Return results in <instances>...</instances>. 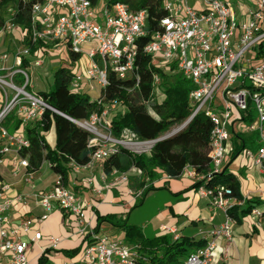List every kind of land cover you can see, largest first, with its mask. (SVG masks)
Returning a JSON list of instances; mask_svg holds the SVG:
<instances>
[{
  "label": "built area",
  "instance_id": "1",
  "mask_svg": "<svg viewBox=\"0 0 264 264\" xmlns=\"http://www.w3.org/2000/svg\"><path fill=\"white\" fill-rule=\"evenodd\" d=\"M23 1L31 2L28 33L31 42H40L41 47L66 48L79 58L84 57L85 64L74 71L69 89L87 95L101 105V111L91 113L88 118H69L91 136L87 144L92 148L89 160L85 164L71 161L74 170L92 171L96 163L117 154L119 148L134 154H149L155 142L164 136L140 140L133 131L123 127L119 137H115L108 117L112 111L122 114L125 104L116 99L104 101L101 96L109 84L110 73L118 79L134 77L138 80L136 58L140 53L149 56L155 66L173 67L170 71H176L192 84L188 94L190 114L172 130L177 131L198 114H203L211 123L209 170L199 173L192 166L185 165L180 175L199 182L220 172L230 149L232 132L255 135L256 150L245 148L240 154L263 166L264 58L254 62V49L264 39V0H255L244 20L235 18L227 0H193L196 7L189 4V0H163L166 13L157 19V26L151 31L147 28V11H133L124 3H106L99 7L90 0ZM13 15L11 7L0 26V40L15 31L20 40V45L13 52L11 65H7L8 53L0 55V166L6 155H12L11 175L21 176L25 183H32L34 170L28 156L23 155L31 146L27 127L39 122L45 110L58 111L45 101L40 92L31 90L30 77L20 67L22 58L31 52L23 44L26 31L13 22ZM147 36L149 39L143 42ZM41 64L40 59L33 61L35 67ZM159 82L160 77L154 74L152 93ZM16 122L18 126L11 130L10 126ZM130 174L144 184L132 189ZM94 182L93 175H90L87 184L95 194H101L114 184H123L128 186L134 198H139L156 181H150L140 168L132 166L124 171L112 168L108 174L100 175V185L95 186ZM8 189L9 184L0 179V255L7 257L9 264H28L29 243L21 235L35 220H44L55 207L74 217L77 225L75 234L85 236L90 232L77 260L59 264H139V259H142L138 245L129 244L123 237L108 232H93L83 219L81 197L65 185L61 173H55L51 188L33 194L45 213L13 226L8 225L7 213L15 201H23L26 196H5ZM197 193L208 199L213 211L223 212V221L207 232L204 236L206 244L188 254L182 264H218V253L226 256L232 240L234 218L230 210L242 204L243 199L230 196V189L221 184L211 187L201 184ZM251 212L256 217L261 216L258 209ZM161 228L172 234L174 239L179 238L175 228ZM35 238H40V232H35ZM223 238L227 246L219 247L218 241ZM52 242L56 240L52 239Z\"/></svg>",
  "mask_w": 264,
  "mask_h": 264
},
{
  "label": "trees",
  "instance_id": "2",
  "mask_svg": "<svg viewBox=\"0 0 264 264\" xmlns=\"http://www.w3.org/2000/svg\"><path fill=\"white\" fill-rule=\"evenodd\" d=\"M90 1L95 5L98 0ZM30 3V1L24 2L23 0H0V26L4 22V10L10 4L14 9L13 22L22 26L27 34L23 44L32 52L37 51L41 47V43H32L28 37ZM106 3H124L133 11L145 9L149 31L156 28L157 19L166 13L163 9V0H106ZM148 39L149 36L142 41ZM255 49L254 62H258L264 58V39L258 43ZM68 53L71 62L79 58L75 53L70 51ZM136 65L138 80L134 77L122 80L110 73L109 84L102 91L101 96L104 101L116 99L125 104V111L122 114H116L110 122L115 137H119L122 128L127 127L140 140H152L165 135L171 128L179 125L188 117L191 110L188 94L192 84L189 79L179 73H165L156 67L147 55L140 53L136 58ZM26 66L27 59L23 57L20 67L25 69ZM171 69L173 67H170L169 70ZM74 73L67 65H58L53 72L52 87L47 92H40L45 101L58 112L45 110L39 122L32 127H27L31 146L23 152V155L28 156L33 170H36L42 161L46 160L55 173H61L64 176L67 174L65 164L68 161L85 164L89 160L92 151V148L87 146L91 137L90 133L69 118L75 120L88 118L91 113L101 111V105L96 100H91L87 95L75 93L69 89V82ZM154 74H157L163 82L165 97L160 103L151 99ZM247 120H250V117ZM17 126L16 122L12 127L10 126V129ZM51 127L54 132L53 147L46 144L42 135ZM210 131L209 120L203 114H198L173 134L156 141L149 154H134L124 148H119L117 154L111 155L103 161V172L108 174L112 168L124 171L134 166L140 168L144 177L150 181L163 180V185H165L166 179L178 178L185 165L192 166L199 173H206L210 168L208 156ZM230 141L232 145L231 158L240 154L245 148L253 151L257 148L256 137L253 133L232 132ZM262 164L264 166V159ZM130 180L133 181L132 178ZM135 183L136 189L144 184L143 181H135ZM201 184L207 187L224 185L230 189V196L242 199L238 192L237 182L224 168L220 172L212 174L209 180L194 182L193 186L198 187ZM155 188L156 185H149L140 197ZM250 211L251 206L242 208L235 206L230 210V214L237 222H240ZM103 221L119 228L125 242L139 246L142 258L139 259V264H182L188 254L197 251L206 244L204 239L194 240L184 236L174 239L170 233L147 237L139 226L127 223L126 217L120 220L116 214L105 216L97 214L95 230H98ZM84 245L85 239L80 247L67 251L66 256L73 259L78 258ZM44 262L43 257L40 256L38 264Z\"/></svg>",
  "mask_w": 264,
  "mask_h": 264
},
{
  "label": "crops",
  "instance_id": "3",
  "mask_svg": "<svg viewBox=\"0 0 264 264\" xmlns=\"http://www.w3.org/2000/svg\"><path fill=\"white\" fill-rule=\"evenodd\" d=\"M234 1L237 5L245 7L239 13L233 10L235 18L237 20L246 19L248 17L247 11L254 6L255 0ZM192 4L195 7L197 6L194 2ZM16 36H18L17 31L0 40V55L8 53L7 47L12 45ZM54 48L55 46L52 47V49ZM8 56L7 65H11L13 52L8 53ZM42 135L45 139L46 132ZM239 155L231 158L228 154L222 169H226L238 184V192L243 202L237 207L251 206V210L258 209L261 216L256 217L250 211L240 222L234 219V223L231 225L232 240L228 246L227 255L223 256L218 253V264H264V166L256 165L245 157H240L238 161L236 158ZM11 157L12 155H6L4 163L0 166V179L9 184V189L4 195L14 197L16 194H23L26 197L23 201H15L7 213L9 226L17 225L27 218L36 219L45 213L33 194L51 188L55 175L48 161L43 160L40 166L34 170L33 182L25 183L21 176L13 177L11 175ZM233 160L235 161V168L234 170H228L227 166L231 165ZM65 165L67 169V174L64 175L65 185L81 197L83 219L90 224L93 232L103 231L113 236L123 237L121 230L107 221L100 223L98 230H95V227L97 214L101 216L116 214L120 220L125 217L129 218L127 207L129 205L134 206L137 198H134L129 192L128 186L114 184L107 190H103L101 194H95L88 186L87 178L93 175L94 185H100V175L104 173L102 161L96 163L92 171H76L72 168L71 161H68ZM129 177L133 179L130 182V187L136 189L134 176L130 174ZM162 182L163 180L156 181L154 190L167 189L176 197V200H182V205L178 212L174 209L165 211V222L156 223L157 227L154 229V235L168 233L161 228L164 226L175 228L179 237H190L194 240L204 239L209 230L223 221V212L218 209L214 211L211 209L208 199L198 195L197 187L193 186L194 182L192 180L180 175L176 179H166L165 185ZM37 209H42V211L37 213ZM76 228L74 217L65 214L57 207L48 213L44 220H35L29 230L21 235L22 239L29 243L27 250L28 264H38L40 256L45 261L43 264H59L62 261L73 259L66 256L65 253L80 247L83 239L86 240L90 234V232L85 236L75 234ZM141 230L145 236H147V231H151L148 226H144ZM37 231L40 232L39 239L35 238V232ZM52 239H55L56 242H52ZM218 245L219 247H225L227 241L224 238L220 239ZM73 260H77V258ZM0 264H9L7 257L0 255Z\"/></svg>",
  "mask_w": 264,
  "mask_h": 264
},
{
  "label": "rangeland",
  "instance_id": "4",
  "mask_svg": "<svg viewBox=\"0 0 264 264\" xmlns=\"http://www.w3.org/2000/svg\"><path fill=\"white\" fill-rule=\"evenodd\" d=\"M227 1L231 4L233 10L238 13L244 10L245 8L243 6L237 5V3H235L234 0H227ZM193 2H194L193 0H189V4L192 5ZM105 4H106V0L97 1V5L99 7ZM11 7L12 6L10 4L6 7V9L4 10V17L7 16ZM263 29H264V26H263ZM19 45H20V40L18 36H16L12 45H9V47H7V52L8 53L14 52L15 49ZM52 47H53L52 45L42 46L37 51H32L30 55L26 57V59L28 60L27 62L28 67L25 68V71L30 77L31 90L34 92L49 91L53 83L54 69L58 65H61V64L67 65L72 71H78L85 64L84 57H80L76 61L71 62L68 58L69 53L66 48L52 49ZM254 50L256 52V49ZM35 59L42 60L41 66L35 67L33 65V61ZM156 67H158L159 69H162L165 73H168V74L176 73V71H173V70L170 71L168 68L163 67L162 65L156 64ZM164 97H165V94H164L163 82L162 80H160L159 84L157 85V88L152 93L151 99L154 102L160 103L164 99ZM216 98H218V96H216ZM116 114H119V113L112 111L108 119L111 120L112 117H114ZM173 128H171L170 131H172ZM44 140L49 147L54 146V132H53L52 127L49 129V131H46ZM229 144H230V149L228 151V154H231L232 152L231 141ZM240 157H243V155L240 154L236 159L239 161ZM231 162H232L231 165L229 164L227 166L228 170H234L235 168V161L233 160ZM135 203L137 204L136 206L129 205L127 207V213L129 214L127 223L137 225L140 228H143L144 226H148L151 231L150 232L147 231L146 234L147 236L150 237L155 234L153 232H154V229L157 227L156 223L160 221L165 222L164 221L165 211L174 209L178 212L182 205L181 204L182 200H176V197L173 196L171 192H169L167 189H161V190H156V191L150 190L144 196L137 198ZM41 211L42 209L36 210L37 213Z\"/></svg>",
  "mask_w": 264,
  "mask_h": 264
},
{
  "label": "water",
  "instance_id": "5",
  "mask_svg": "<svg viewBox=\"0 0 264 264\" xmlns=\"http://www.w3.org/2000/svg\"><path fill=\"white\" fill-rule=\"evenodd\" d=\"M175 131H176V130H172V131H170L169 133L165 134L162 138H164V137H166V136H169V135L173 134ZM162 138H161V139H162Z\"/></svg>",
  "mask_w": 264,
  "mask_h": 264
}]
</instances>
